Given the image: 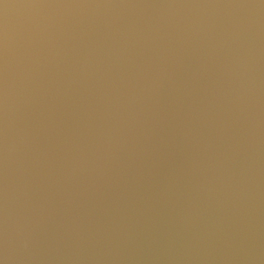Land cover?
Listing matches in <instances>:
<instances>
[{"label": "water", "instance_id": "1", "mask_svg": "<svg viewBox=\"0 0 264 264\" xmlns=\"http://www.w3.org/2000/svg\"><path fill=\"white\" fill-rule=\"evenodd\" d=\"M264 264V0H0V259Z\"/></svg>", "mask_w": 264, "mask_h": 264}, {"label": "clouds", "instance_id": "2", "mask_svg": "<svg viewBox=\"0 0 264 264\" xmlns=\"http://www.w3.org/2000/svg\"><path fill=\"white\" fill-rule=\"evenodd\" d=\"M0 264H7V257L6 256L4 259H0Z\"/></svg>", "mask_w": 264, "mask_h": 264}]
</instances>
